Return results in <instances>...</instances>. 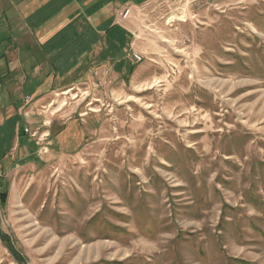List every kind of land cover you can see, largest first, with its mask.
<instances>
[{
  "label": "rangeland",
  "instance_id": "rangeland-1",
  "mask_svg": "<svg viewBox=\"0 0 264 264\" xmlns=\"http://www.w3.org/2000/svg\"><path fill=\"white\" fill-rule=\"evenodd\" d=\"M133 17L150 81L86 97L73 159L2 175L0 264H264V0Z\"/></svg>",
  "mask_w": 264,
  "mask_h": 264
},
{
  "label": "crops",
  "instance_id": "crops-1",
  "mask_svg": "<svg viewBox=\"0 0 264 264\" xmlns=\"http://www.w3.org/2000/svg\"><path fill=\"white\" fill-rule=\"evenodd\" d=\"M152 2L0 0V170L5 178L79 155L102 126L98 113L76 114L86 97L94 96L91 111H101L106 92L124 95L127 81L133 87L150 81L127 54H142L133 16ZM78 94L86 99L71 103Z\"/></svg>",
  "mask_w": 264,
  "mask_h": 264
},
{
  "label": "built area",
  "instance_id": "built-area-1",
  "mask_svg": "<svg viewBox=\"0 0 264 264\" xmlns=\"http://www.w3.org/2000/svg\"><path fill=\"white\" fill-rule=\"evenodd\" d=\"M129 14H130V10H127V11L125 12V14L122 15V17L126 18ZM131 59L133 60V62H134L135 64H141V63L144 61L142 54L139 55V54H137V53H134V54L132 55V58H131ZM2 175H3V173H2L1 170H0V190H1V180H2Z\"/></svg>",
  "mask_w": 264,
  "mask_h": 264
},
{
  "label": "trees",
  "instance_id": "trees-1",
  "mask_svg": "<svg viewBox=\"0 0 264 264\" xmlns=\"http://www.w3.org/2000/svg\"><path fill=\"white\" fill-rule=\"evenodd\" d=\"M0 196H1V201L4 202V201H5V198H6V196H7V194H6V192L4 191V192H2V193L0 194Z\"/></svg>",
  "mask_w": 264,
  "mask_h": 264
},
{
  "label": "bare ground",
  "instance_id": "bare-ground-1",
  "mask_svg": "<svg viewBox=\"0 0 264 264\" xmlns=\"http://www.w3.org/2000/svg\"><path fill=\"white\" fill-rule=\"evenodd\" d=\"M227 88V87H226Z\"/></svg>",
  "mask_w": 264,
  "mask_h": 264
}]
</instances>
